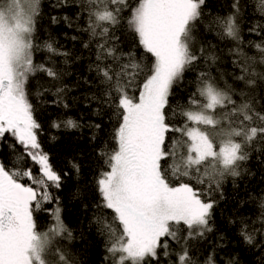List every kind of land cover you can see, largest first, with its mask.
Wrapping results in <instances>:
<instances>
[{
	"label": "snow or ice",
	"instance_id": "obj_1",
	"mask_svg": "<svg viewBox=\"0 0 264 264\" xmlns=\"http://www.w3.org/2000/svg\"><path fill=\"white\" fill-rule=\"evenodd\" d=\"M69 3L79 5L77 18L87 17L86 27L78 26L88 33L83 47L89 49L95 43V62L89 64V71L95 73L100 95L92 93L90 99L100 105L93 115L101 123L84 125L69 116L53 121L52 127H87L93 130L92 140L98 136L101 140L97 155L107 170L95 181L100 199L97 208L111 210L112 215L97 216L95 223L105 237L112 264H161V256L170 255L167 238L180 243L213 231L215 197L223 199V182L229 176H241V162L249 159L250 145L264 144V114L256 111L243 89L237 93L231 85L219 86L210 70L219 59L209 50L214 46L196 47L193 32L204 15L206 0H137L135 6L129 0H54L52 7ZM231 7L230 13L214 17L208 27L218 28L221 39L235 42L228 52L236 57L233 65L240 74L233 79L255 91L264 87V71L256 70L264 67V41L248 42L256 55L244 51L240 0H233ZM40 8L41 0H0V142H6V136L14 138L22 146V155L14 157L13 164L26 157L30 165L6 167L0 160V264H52L47 257L53 237L72 238L59 207L47 232L37 231L33 215L53 199L49 188L59 189L63 176L39 140L42 128L27 85L30 78L43 74L51 85H38L34 95L39 98L49 93L53 104L67 109L68 87L63 77L68 73L53 57H63L64 65L71 58L70 52L56 47L51 39L42 46L34 42ZM258 11L264 15V8ZM61 19L72 27L74 21L68 16L51 17L54 24ZM117 27L135 37L136 48L127 52L120 48ZM249 31H264V23L255 22ZM38 51L48 54L45 61H35ZM201 60L202 71L198 70ZM186 72L195 73L196 91L190 94L188 110L180 113L186 123L177 126L169 116V111L177 115L170 109L169 98ZM84 83L94 82L84 78ZM106 110L109 122L115 119L109 131L103 125ZM108 143L113 145L110 150ZM71 166L79 173L78 163L72 161ZM25 179L27 183L22 182ZM181 224L184 237L179 235ZM256 232L241 221L243 242L264 248V227L259 240ZM213 255L204 264H215ZM176 256L178 264H197L186 243ZM57 264L71 261L60 253Z\"/></svg>",
	"mask_w": 264,
	"mask_h": 264
},
{
	"label": "trees",
	"instance_id": "obj_2",
	"mask_svg": "<svg viewBox=\"0 0 264 264\" xmlns=\"http://www.w3.org/2000/svg\"><path fill=\"white\" fill-rule=\"evenodd\" d=\"M54 0H41V8L36 21L35 43L43 45L45 41L51 39L55 46L71 53V58L67 65L62 63L63 57H53L57 65L63 68L68 75L63 77V84L67 85L68 91L65 101L69 107L63 108L61 105L53 104V96L44 93L37 98L34 93L38 85L48 87L51 81L43 74H37L35 78H30L27 89L30 93L29 99L35 107V117L41 124L42 131L39 133V140L44 151L48 152L55 169L63 176V183L59 189L49 188L53 199L45 201L39 210L33 215L36 222L37 231L47 232L54 223V210L61 209V217L66 226L71 230L72 238L66 236L53 237L50 254L47 257L53 264H57L59 254L66 255L71 264H112V258L105 247V237L98 232L95 223L97 216L111 217V210L97 208L100 204L99 194L96 191V178L101 171L107 170L102 162V157L97 155V150L101 147V140L98 136L92 140L93 130L87 127L83 129H56L52 127V122L66 117H73L80 123L87 125L90 121L101 123V118L93 115V110L100 105L90 99L92 93L100 95L95 86L98 81L94 72L89 71V64L95 62V43L89 49L83 47V42L88 40V33L81 32L79 28L86 27V14L78 18L76 13L80 11L78 4L69 3L61 8H53ZM137 0H129V4L135 6ZM233 0H206L203 8V17L197 22L193 35L196 40V47L201 44L210 51L215 52L219 57L211 66V74L216 77L221 88L231 85L236 88L237 93L242 89L249 93L255 103L256 111L264 114V87L258 86L255 91L245 88L241 82H236L233 75H239V71L234 67L235 56L228 52L229 48L235 46V42L230 39H221L216 27L209 28L210 22L216 16H226L232 11ZM242 6V17L240 20L241 35L244 41V51L248 55H256L257 50L248 42L260 43L264 41V31L259 33L250 32L249 28L255 23H264V15L258 11L264 8V0H240ZM127 17L128 11L122 13ZM68 16L73 19L72 27H69L62 19L58 23H52L51 17ZM115 35L120 37V48L127 52L129 49L137 47L135 37L117 27ZM76 36L73 40L71 37ZM142 51V50H141ZM47 53L38 51L35 53V61L43 62L47 59ZM80 57V59H75ZM200 71L204 70L203 60L200 62ZM258 72L264 71V67L257 66ZM221 74L223 78L221 79ZM84 78L93 81V84L84 83ZM195 73L186 72L183 80L174 85L172 95L169 98L170 109L177 115L172 116L169 111L171 121L177 126L186 123L180 114L189 108L190 94L196 91L194 83ZM42 91V89H41ZM87 97V98H86ZM233 99H237L236 96ZM239 102V101H238ZM115 124V119L109 122V115L103 117V125L109 131ZM191 126V125H190ZM104 141L109 137L103 134ZM171 135V134H170ZM55 137V139H52ZM14 145V150L8 145ZM113 147L108 143V149ZM22 155V146L17 141L8 137L6 142L0 147V160L4 161L6 167L24 168L30 166L26 157L19 159L13 164L14 157ZM75 161L80 165L79 173L75 172L71 162ZM33 171L35 172V166ZM241 176L227 177L223 182V199L216 195L218 203L213 213V231L206 233L203 238L192 237L186 242L181 239L180 243L168 239V257L161 256V264H178L176 254L181 251V245L187 244L189 256L197 262L204 264L210 253H214L215 264H260L261 257L264 256V248H256L243 242L240 236L241 221L248 225V230L256 229V238L260 239L259 230L264 227V208L261 202L264 201V144L254 142L249 146V159L241 162ZM66 174V175H65ZM22 182L27 183L25 179ZM58 198V199H57ZM179 235L186 236L183 224L180 225Z\"/></svg>",
	"mask_w": 264,
	"mask_h": 264
},
{
	"label": "flooded vegetation",
	"instance_id": "obj_3",
	"mask_svg": "<svg viewBox=\"0 0 264 264\" xmlns=\"http://www.w3.org/2000/svg\"><path fill=\"white\" fill-rule=\"evenodd\" d=\"M9 136H6V139L8 138ZM4 144V142H0V147H2V145ZM51 227V226H50Z\"/></svg>",
	"mask_w": 264,
	"mask_h": 264
},
{
	"label": "rangeland",
	"instance_id": "obj_4",
	"mask_svg": "<svg viewBox=\"0 0 264 264\" xmlns=\"http://www.w3.org/2000/svg\"><path fill=\"white\" fill-rule=\"evenodd\" d=\"M48 259V258H47ZM49 260V259H48ZM52 264H53V262H52Z\"/></svg>",
	"mask_w": 264,
	"mask_h": 264
}]
</instances>
